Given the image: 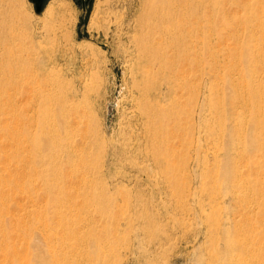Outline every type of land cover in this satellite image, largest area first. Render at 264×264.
Masks as SVG:
<instances>
[{
	"label": "bare ground",
	"instance_id": "bare-ground-1",
	"mask_svg": "<svg viewBox=\"0 0 264 264\" xmlns=\"http://www.w3.org/2000/svg\"><path fill=\"white\" fill-rule=\"evenodd\" d=\"M147 2L150 19L143 16L131 61L130 100L143 139L135 148L161 168L162 180L176 198L196 194L183 183L191 152L200 171H190L209 185L210 194H218L222 185L241 203L244 215L253 211L255 218L246 221L243 233L231 235L227 225L221 228L225 246L214 252L225 264H264V0ZM54 5L48 0L43 12L51 17ZM7 11L8 5L0 2V24L6 22L0 25V264H106V243L101 247L95 244V232L79 231L91 219L70 214L76 210L70 199L80 195L68 190L73 184L87 199L108 198L100 182L106 147L94 121L85 119L91 88L83 80L80 87L64 83L41 68L13 42L12 24L4 19ZM22 91L30 99L26 106L16 100ZM200 129L205 149L196 136ZM117 147L133 150L129 141ZM38 181L51 202L50 215H40L42 220L36 219ZM15 193L24 195L28 207H18L12 217ZM82 205L77 209L84 213L87 206ZM210 222L220 225L216 218ZM38 224L42 255L36 252ZM88 241L94 244L90 251Z\"/></svg>",
	"mask_w": 264,
	"mask_h": 264
},
{
	"label": "rangeland",
	"instance_id": "rangeland-1",
	"mask_svg": "<svg viewBox=\"0 0 264 264\" xmlns=\"http://www.w3.org/2000/svg\"><path fill=\"white\" fill-rule=\"evenodd\" d=\"M54 1V13L51 18L43 10L35 13L30 0H0L8 5L4 19L12 24L10 35H13L14 43H20L24 51L36 59L41 68L47 69L51 77L59 75L64 83L75 84V87H80L83 80L91 88L88 89L90 91L86 97V102L89 100V103L85 102V119L94 121L106 147L100 182L105 187L108 198L102 199L103 201L87 199L81 194L82 189L78 186L76 188L74 184V188L72 186L68 189L70 192H80L81 195L77 194V197L70 199L74 201L72 205L76 208L70 212L72 218L78 219L79 214L86 215L91 219L89 226H93L91 231L86 225L79 230L80 233L91 235L95 232L94 236L98 238L95 244L104 246L106 243L108 248L106 245L101 246L103 255L106 254V264H225L214 252L215 248L220 250V246L221 249L225 246L221 228L227 225L231 235H235L236 230L243 233L246 221L253 223L255 220L253 211L249 212L250 217L244 215V208L240 209L241 203L239 205L231 198L222 185L219 187L220 192L212 196L209 185L205 184V181L197 180L194 172L199 167L194 166L196 164L192 161L191 152L192 158L188 160V177H191L188 179L187 171H183V183L188 184L189 191L196 194L174 197L171 188L162 180L161 168L157 170L144 152L135 148L141 147L143 139L137 112L133 110V102L130 100L133 78L131 76L135 74L131 61L135 60L136 54L134 39L141 31L144 18L146 17L147 21L150 19V3L148 0H92L85 26L87 36L79 37L77 30L81 33L83 31L79 19L84 16L87 5L81 0ZM0 25L4 26L6 22H1ZM25 92L16 94V100L21 106L28 105L30 101ZM201 97L200 93L199 99ZM90 106L92 109L88 108ZM199 131L196 136L200 134L202 148L205 149L204 132L201 129ZM128 141L134 147L132 151H121L117 147ZM143 154L147 160L142 157ZM208 155V160L212 161L210 154ZM210 162L208 161L209 164ZM148 164L153 166L152 169ZM194 168V172L190 171ZM42 186L41 182L36 183V219L39 220L50 215L48 204L51 202L44 198ZM10 202L12 210L8 209L12 217L16 212H20L19 208L24 205L28 207L27 200L20 193L13 194ZM98 202L103 203L100 206ZM81 205L87 206L86 212L82 213L77 209ZM249 206L251 208L253 204ZM98 210H101L100 213ZM213 218L220 220V225H210ZM38 225L36 252L40 251L38 254L42 255L43 234L41 224ZM260 228L258 226L253 232ZM87 229L90 230L88 233ZM87 245L86 249H92L93 241H88Z\"/></svg>",
	"mask_w": 264,
	"mask_h": 264
},
{
	"label": "water",
	"instance_id": "water-1",
	"mask_svg": "<svg viewBox=\"0 0 264 264\" xmlns=\"http://www.w3.org/2000/svg\"><path fill=\"white\" fill-rule=\"evenodd\" d=\"M33 4V10L35 13H39L43 10L46 2L48 0H30ZM91 3H92V0H86L85 2V5H87V8L85 10V14L83 17H81L79 19V25L80 26H83V31L82 33L77 30V33H78V36L81 37V36H87V33L85 31V26H86V23L88 21V16H89V13H90V7H91Z\"/></svg>",
	"mask_w": 264,
	"mask_h": 264
},
{
	"label": "flooded vegetation",
	"instance_id": "flooded-vegetation-1",
	"mask_svg": "<svg viewBox=\"0 0 264 264\" xmlns=\"http://www.w3.org/2000/svg\"><path fill=\"white\" fill-rule=\"evenodd\" d=\"M83 4H85L86 0H81Z\"/></svg>",
	"mask_w": 264,
	"mask_h": 264
}]
</instances>
